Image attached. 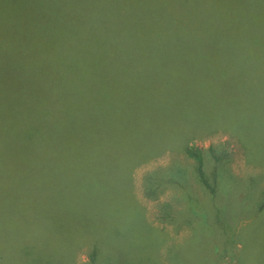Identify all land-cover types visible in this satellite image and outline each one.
Here are the masks:
<instances>
[{
	"label": "rangeland",
	"instance_id": "374dc122",
	"mask_svg": "<svg viewBox=\"0 0 264 264\" xmlns=\"http://www.w3.org/2000/svg\"><path fill=\"white\" fill-rule=\"evenodd\" d=\"M188 2L194 17L188 27H212L215 13L205 9L212 0ZM197 39L168 51L142 43L114 52L115 75L101 92L98 114H13L32 118L36 129L52 126L67 142L55 144L66 152L60 161L4 162L0 264H264V211L257 206L264 166L249 163L232 134L193 142L218 150L238 183L257 181L250 198L224 187L216 198L221 208L214 207L194 177V162L172 151L129 174L145 146L202 126L232 128L264 151V81L245 62L261 53L247 50L238 34L234 43L213 39L219 51L193 50ZM174 163L186 169L187 188L162 184L151 196L148 175Z\"/></svg>",
	"mask_w": 264,
	"mask_h": 264
},
{
	"label": "trees",
	"instance_id": "16d2710c",
	"mask_svg": "<svg viewBox=\"0 0 264 264\" xmlns=\"http://www.w3.org/2000/svg\"><path fill=\"white\" fill-rule=\"evenodd\" d=\"M192 5L188 0L182 5L176 0H0V177L9 176L4 167L9 158L37 164L64 158V149L55 145L67 142L64 135L58 138L48 124L44 130L36 129L32 118L13 114H98L101 92L115 75L114 52L135 50L142 43L168 51L197 36L193 50L219 51L213 39L222 37L234 43L238 34L248 42L247 50L261 53L258 58L251 55L253 63L245 62L255 66V74L264 81V52L259 51L264 49V0H212L205 5L215 13L212 27H188L187 21L194 22ZM137 67L135 71L141 73ZM223 92L227 100L230 96ZM220 131L229 132L242 145L249 163L264 166V151L242 133L226 126H202L174 141L145 146L141 158L133 157L129 174L135 166L172 151L194 162V177L214 207L220 204L216 198L224 187L250 198L257 181L252 180L249 188L238 183L218 150L205 151L193 142ZM209 160L214 162L211 169L206 165ZM188 180L186 169L174 163L148 175L145 182L149 194L155 196L159 185L187 188ZM263 195L264 190L257 205L260 212L264 211ZM198 203V208L206 207ZM32 251L25 253L31 256Z\"/></svg>",
	"mask_w": 264,
	"mask_h": 264
}]
</instances>
